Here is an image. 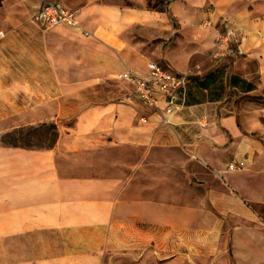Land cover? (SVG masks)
<instances>
[{"label": "crops", "instance_id": "crops-1", "mask_svg": "<svg viewBox=\"0 0 264 264\" xmlns=\"http://www.w3.org/2000/svg\"><path fill=\"white\" fill-rule=\"evenodd\" d=\"M45 1L77 10L89 32L84 36L75 29L54 27L47 33L43 60L54 88L67 93L85 89L96 96L83 97L69 109L60 106L58 121L73 118V124H59L50 147L0 146V264H102L109 252H144L152 241L155 251L162 252L165 235L172 238V250H177L179 237L190 236L189 245L194 246L197 237L215 253L227 229L229 249L218 252L224 255L229 250L228 264H264V229L257 225L230 224L203 210L194 226L184 227L189 217L196 221L197 211L181 206L190 194L181 192L180 183L184 176L196 175L194 165L181 157L193 152L200 162L213 166L224 144L216 128L209 126L207 135L184 134L180 130L188 126L183 124L196 120L186 117V109L164 124L144 104L141 111L112 95H99L113 69L143 72L152 61L129 44L123 32L135 24L158 30L163 12L105 0L1 3L15 26V19L36 13ZM216 27H231L240 35L229 19ZM163 59L171 61L168 56ZM215 123L231 130L234 120L227 116ZM207 193L202 200L214 206L233 204L219 210L225 216L254 220L235 199L224 195L211 199V191Z\"/></svg>", "mask_w": 264, "mask_h": 264}, {"label": "rangeland", "instance_id": "rangeland-1", "mask_svg": "<svg viewBox=\"0 0 264 264\" xmlns=\"http://www.w3.org/2000/svg\"><path fill=\"white\" fill-rule=\"evenodd\" d=\"M105 1L121 7L163 12L164 22L158 30L135 24L123 32L124 39L145 53L146 58L185 72L195 81L214 74L206 88L192 83L189 90L195 102L186 95L180 110L186 109L189 120L196 119L183 124L188 127L182 128V133L207 135L209 126H214L224 139L213 166L200 162L193 152L181 157L194 165L196 175V178L184 176L180 183L181 192L190 194L186 196L189 201L181 206L197 211V218L192 216L196 221L189 217L184 221V227L187 223L194 226L199 220L198 212L206 210L212 211V218L225 217L230 224L243 222L264 229V0ZM33 15L15 19L13 26L0 0V138L9 131L20 129L21 133L13 143L47 148L52 145L59 124H73V118L58 121L60 106L69 109L75 101L83 97L94 98L96 94L85 89L67 93L54 88L43 54L46 52L44 38L56 28L45 29L34 23ZM223 19L231 20L240 32L238 42L228 51L214 47L213 29L218 28L216 25ZM165 56L171 61H165ZM120 70L113 69L106 74L99 95L104 98L112 95L115 100L138 105L144 111L130 85L115 77ZM227 116L234 120L231 130L215 123L216 119ZM242 156L246 158V164L241 170L226 171L230 161ZM210 191L211 199L219 195L235 199L252 213L254 220L220 213L219 210L231 208L233 204L214 206L202 200L201 196ZM227 230L220 246L217 245L218 250L229 249ZM191 239L190 236L179 237L177 250H172V238L165 235L162 252L155 251L152 241L144 252H109L102 264H214L216 261L215 264H228L231 261L229 250L224 255L218 250L211 253L204 247L203 240L194 237L192 246L188 244ZM219 257L223 259L220 261Z\"/></svg>", "mask_w": 264, "mask_h": 264}, {"label": "built area", "instance_id": "built-area-1", "mask_svg": "<svg viewBox=\"0 0 264 264\" xmlns=\"http://www.w3.org/2000/svg\"><path fill=\"white\" fill-rule=\"evenodd\" d=\"M32 18L34 23L45 29L63 27L89 35L79 21L78 11L59 2H43ZM213 38L214 47L218 50L228 51L238 42L236 31L231 27L223 30L214 28ZM118 78L129 84L134 97L160 115L164 124H170L169 118L184 107L190 82L187 73L169 70L154 61H149L143 72L127 69L120 72ZM140 121L145 122L143 117ZM245 164V157L235 158L226 165V171L241 170Z\"/></svg>", "mask_w": 264, "mask_h": 264}, {"label": "trees", "instance_id": "trees-1", "mask_svg": "<svg viewBox=\"0 0 264 264\" xmlns=\"http://www.w3.org/2000/svg\"><path fill=\"white\" fill-rule=\"evenodd\" d=\"M214 77V74H209L208 76L204 77V79H198L197 81H195V78H190V82L188 84V88H187V97L189 99H191L192 101H194V98L192 97V95L190 94V86L192 85L193 82L197 83V86L201 89L206 88L207 87V83L209 82V79H212ZM233 79H235L236 77H232ZM195 102V101H194ZM21 133V130L19 129H15L12 131H9L7 133H5L3 136H1L0 141L2 143V146H19V147H25V148H31L29 147V145H19L17 143H13V141L17 140V136L19 137ZM57 136V133L55 135V138ZM55 140V139H54ZM54 142V141H53ZM53 144V143H52ZM48 148V147H47Z\"/></svg>", "mask_w": 264, "mask_h": 264}]
</instances>
